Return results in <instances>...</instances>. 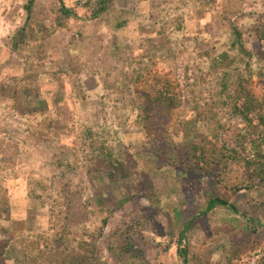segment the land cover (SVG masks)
<instances>
[{
    "label": "rangeland",
    "instance_id": "obj_1",
    "mask_svg": "<svg viewBox=\"0 0 264 264\" xmlns=\"http://www.w3.org/2000/svg\"><path fill=\"white\" fill-rule=\"evenodd\" d=\"M27 2L0 0V264H264V0Z\"/></svg>",
    "mask_w": 264,
    "mask_h": 264
},
{
    "label": "trees",
    "instance_id": "obj_2",
    "mask_svg": "<svg viewBox=\"0 0 264 264\" xmlns=\"http://www.w3.org/2000/svg\"><path fill=\"white\" fill-rule=\"evenodd\" d=\"M62 1V0H61ZM109 0H98V9H97V11H95V12H93V16L94 15H97L99 12H101V11H103L104 10V8H105V5H106V3L108 2ZM32 2H33V0H28V2L25 4V8L27 9V11H29L30 10V7H31V4H32ZM60 11H61V14L63 15V16H70L71 14H72V12L69 10V9H67L63 4H61V7H60ZM232 34H233V40H232V45L233 46H236V47H238V48H240V49H242L243 48V43H242V39H241V34H240V32L237 30V28L236 27H234L233 28V30H232ZM227 54L226 53H224V54H221L217 59H215V61H214V63L216 64V65H219V64H221L222 65V67H224L225 68V66L227 65V63H226V60H227ZM223 73H222V75H221V78H222V86L223 87H225L226 86V72H225V70L224 71H222ZM175 86H176V88H177V90H178V92L177 93H173V95H175V96H177L178 98H176L177 100H180L181 99V90L179 89V86H178V84L176 83L175 84ZM163 93V92H162ZM164 94H165V92H164ZM246 95V97H247V94H245V93H243V96H245ZM172 100V99H171ZM173 101V100H172ZM157 103V102H156ZM179 104V103H178ZM259 105H260V107H261V109L262 110H264V99L262 100V102H260L259 103ZM148 105H146L145 107H147ZM172 106L173 107H178L177 106V103H172ZM253 105H252V101L250 100V98H248V100L247 101H245L244 102V108L242 109V111H243V113H245V114H247L248 112H250L251 110H252V107ZM237 108H238V105L236 104V103H234V106H233V108H232V110L234 111V112H236L237 111ZM197 117H200L201 116V114H200V112H197V115H196ZM259 121L261 122V123H264V116H261L260 118H259ZM187 125H185L184 126V128H188L189 129V127H191V125H190V122L188 121V122H185ZM87 135H88V137L89 138H91L93 141H95V137L93 138L92 136H93V134H92V132H91V130L90 129H88L87 130ZM98 146V145H97ZM99 147L101 148V144H99ZM222 149L224 150V151H226L225 153H224V155H231L230 154V152H231V149H228V148H224V147H222ZM95 150H97V149H95V147L93 148V153H95L94 151ZM93 156H97V155H93ZM99 156V155H98ZM253 157V156H252ZM253 158H251V157H249V158H246V160L244 161V163H245V165L247 166V167H249V168H251V173H253L254 171H253V162L255 161V159L254 160H252ZM107 164H108V166H109V170H108V172H107V175L111 178V177H114V176H116L117 175V173H118V169H120L121 168V166H122V164L120 163V162H117L116 160H108L107 161ZM251 173H250V175H251ZM93 197H96V198H98V200H99V202H101V196L99 195V194H93ZM214 206H222V207H225V208H227V209H229V210H231L232 212H234V213H237L238 212V210H237V208L233 205V204H231V203H229V202H227L226 200H223V199H220V198H218V197H214V198H210L209 200H208V203H207V206H206V210H209V209H211L212 207H214ZM104 223H106V221L105 220H103V224ZM1 242V241H0ZM127 249V248H126ZM176 250L178 251V253H180V256H183V254H184V252H185V249L184 248H182V247H180V245H178L177 244V248H176ZM10 251V248L8 247V245H6V244H4V245H2L1 243H0V256H2V258L3 259H6V258H8L7 256H8V252ZM77 264H88L89 263V258L88 257H86V258H78L77 260ZM263 262H264V259H263ZM2 263H3V261H2Z\"/></svg>",
    "mask_w": 264,
    "mask_h": 264
},
{
    "label": "built area",
    "instance_id": "obj_3",
    "mask_svg": "<svg viewBox=\"0 0 264 264\" xmlns=\"http://www.w3.org/2000/svg\"><path fill=\"white\" fill-rule=\"evenodd\" d=\"M254 256H255V258H250V260H248L247 258H245L244 260H243V264H252V263H254L255 261H256V259H258V257L260 256V253L258 254V250H257V254H253Z\"/></svg>",
    "mask_w": 264,
    "mask_h": 264
}]
</instances>
